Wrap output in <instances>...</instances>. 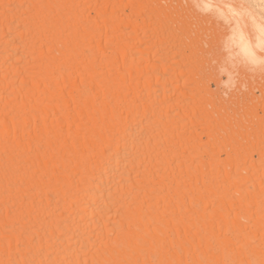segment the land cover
I'll return each instance as SVG.
<instances>
[{
    "label": "bare ground",
    "instance_id": "bare-ground-1",
    "mask_svg": "<svg viewBox=\"0 0 264 264\" xmlns=\"http://www.w3.org/2000/svg\"><path fill=\"white\" fill-rule=\"evenodd\" d=\"M163 2L0 0V264H264V135Z\"/></svg>",
    "mask_w": 264,
    "mask_h": 264
},
{
    "label": "rangeland",
    "instance_id": "rangeland-1",
    "mask_svg": "<svg viewBox=\"0 0 264 264\" xmlns=\"http://www.w3.org/2000/svg\"><path fill=\"white\" fill-rule=\"evenodd\" d=\"M165 1L167 0H164L162 4H164ZM168 1H169V6L171 8L170 10L173 12L172 14L176 13L175 15L177 17L180 16L179 18L180 19L182 18L181 19L182 21L185 20L187 22H192V24H194L192 26V28L194 27L193 30H196V32L199 30V34L201 33V37H202L201 47H203L201 54L206 59L205 60L206 62L204 61L206 68L203 65L204 67L203 72L206 73V75L214 74L219 77L218 80L221 79L220 81L217 80L219 82L218 83L215 81L217 77L215 78L213 75H211L212 77L210 75H209L210 77L207 76L208 78H212L213 80L215 78L214 81L206 77L207 82H209L210 80V83H208V85L210 84L209 86L210 90L212 92L214 91L213 93L216 94V98H218V102L220 103V105L225 103L228 112L230 111V114L233 117L235 116L238 119L241 117L243 118L246 117L245 119L251 118L250 119L251 123H252V120L256 123L254 125V122H253L252 127H254V129L257 131L259 130L260 133L264 135V126H263L264 125L263 124L264 122V62L258 63L257 65H254L253 63L252 65L251 64L252 62L248 61L245 57H243L238 52L236 45H234L235 47L233 45H231L230 47H226L227 46L226 43L229 40V37H228L230 35L229 33L233 31V28L235 27L237 20L241 22L242 27L245 28L244 30L245 32H247V35L249 33L248 36L254 41L255 35H257L256 33L257 23H260L264 26V23H262V21H264V0H202V1L201 0H168ZM203 2H208L211 5V7L207 9V7H205L206 6L205 3ZM218 8L223 10L224 17L219 15L220 13H219ZM91 11L87 13L91 17H94L95 12H93V10ZM128 11L129 10H127V12ZM255 23L256 25L254 26ZM196 24H198L199 26ZM202 26L204 27V29ZM204 30L205 31L207 30V31L205 32ZM214 31L216 32L217 35L214 34L215 33ZM192 34L193 35L196 34L195 31H192ZM213 36L214 37L217 36L219 38L217 45L213 43V40H212ZM202 42H204L205 44L204 43L202 44ZM230 48H233V49L231 50ZM259 52L261 55L264 56V48L260 50ZM230 53L232 54V56L230 55ZM230 69L232 71L231 76H233L231 77V79L229 78V75L227 74V70L229 71ZM215 72L218 75L215 74ZM232 107H233V110H232ZM249 107H251L252 109ZM234 109L236 113L233 112ZM251 110H252V113L250 112ZM255 113H256V116H252L253 114L255 115ZM241 114L244 116H242ZM248 114L250 115V117H248ZM236 118L234 119L238 121V119ZM259 120L262 123L258 122ZM241 121H242V118H241ZM234 122L237 123L236 121ZM198 130L200 132L202 131L206 133V130H202V128H198ZM236 130H239V129L237 128ZM244 131H247V130H244ZM205 133H203L202 139H201L203 140L204 144H206L209 140L208 136L205 135ZM226 156H225V152H223L222 154H220V157L217 156L215 158L221 160L223 158L225 159ZM254 157L257 158L258 155L255 154ZM196 239L194 240L197 241ZM194 240L192 238L189 239V241H187L185 245L188 244V247H189L191 244V246L193 247L195 244H197V242H195ZM252 243L257 244L258 241L256 240L255 242L254 240L252 241ZM173 249L175 248H172V250ZM176 250H177V247H176ZM179 251L181 253V250ZM183 253L184 252H182V254ZM211 253L213 255L217 254V252L215 253V251H213L212 249H209L208 255H212Z\"/></svg>",
    "mask_w": 264,
    "mask_h": 264
},
{
    "label": "snow or ice",
    "instance_id": "snow-or-ice-1",
    "mask_svg": "<svg viewBox=\"0 0 264 264\" xmlns=\"http://www.w3.org/2000/svg\"><path fill=\"white\" fill-rule=\"evenodd\" d=\"M262 23H264V21H262Z\"/></svg>",
    "mask_w": 264,
    "mask_h": 264
}]
</instances>
